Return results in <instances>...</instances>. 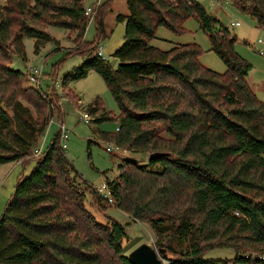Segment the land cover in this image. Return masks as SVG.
Masks as SVG:
<instances>
[{
    "label": "trees",
    "instance_id": "obj_1",
    "mask_svg": "<svg viewBox=\"0 0 264 264\" xmlns=\"http://www.w3.org/2000/svg\"><path fill=\"white\" fill-rule=\"evenodd\" d=\"M232 3L264 30V0ZM126 5L128 12L115 17L124 22L123 42L113 53L117 66L83 40L88 46L79 52L83 61L61 79L65 85L95 71L119 111L115 132L101 131V138L144 157L165 153L119 164L117 176L105 180L110 203L79 180L58 133L32 156L56 114L57 93L22 89L23 74L9 68L10 53L24 57L23 36L34 38L35 52L52 40L34 26L44 15L65 18L56 25L84 35V0L0 5V163L35 162L29 174L18 176L0 216V264H132L123 245L125 225L97 221L84 205L87 189L96 207L114 206L132 221L148 223L168 264L264 262V102L246 83L250 65L234 51L235 36L216 28L218 20L199 0H126ZM95 17V31L103 37L100 9ZM190 17L207 35L224 72L203 66L195 43L166 50L150 44L159 26L179 34ZM89 111L101 112L95 122L112 118L98 97ZM215 247L232 249L234 258L203 257Z\"/></svg>",
    "mask_w": 264,
    "mask_h": 264
},
{
    "label": "rangeland",
    "instance_id": "obj_2",
    "mask_svg": "<svg viewBox=\"0 0 264 264\" xmlns=\"http://www.w3.org/2000/svg\"><path fill=\"white\" fill-rule=\"evenodd\" d=\"M5 1L0 0V5ZM199 2L209 15L218 20L215 24L216 28L226 27L230 34L235 36L234 51L250 65L246 83L255 96L264 102V30L257 26L254 18L240 12L232 3V0H199ZM87 6L91 7L92 13L87 17L88 21L84 35L80 36L74 29L62 28L56 25L57 22L55 21L63 22L66 21L65 18L58 17L54 21L52 17L57 15H44L42 19L34 23V26L48 34L52 40L45 41L35 52L34 38L23 36L24 57L10 53L9 68L23 74L19 82L22 89L32 86L39 87L45 93H50L53 90L54 92L50 94H58L55 97L57 111L53 119H62L61 122L68 130L69 138L62 147L64 154L77 172L79 180L85 181V183L98 190L105 184L106 179L111 180L117 176V166L123 163L124 160L131 159L139 163L141 160L147 161L148 155L144 154V157L143 155L128 153L124 149L116 150L111 142L101 138V131L115 132L117 124L115 117H118L119 111L106 84L95 71L90 70L83 78L70 80L65 85L61 82L64 74L72 71L74 67L79 66L83 61V57L79 52L88 48L83 40L92 41L95 47L96 42H98L109 64L114 68L118 64L113 53L123 42L124 22H117L115 17L117 14L128 12L126 0H84V7ZM98 9H100L104 23L105 35L103 37L97 35L94 26ZM236 21L239 22V25H230L231 22ZM186 43H195L200 47L201 53L198 60L203 66L218 73L224 72L223 62L210 50L207 35L200 29L197 20L193 17L184 21L182 33L176 34L164 26H159L156 29L155 37L150 40L152 46L161 50H166L176 44ZM34 68L40 69L42 73L38 87L34 86L35 84L33 85L27 78L29 72ZM55 83H58L59 87H56ZM27 93L31 92L27 90ZM31 97H34L33 94ZM96 97L100 99L103 109L112 118L98 122L79 120L83 112L90 113L93 119L96 115H100L101 112L92 114L89 111L90 104ZM23 104L27 103L23 100ZM57 132L58 127L55 123H52L45 132L43 131L45 136L42 145L43 151L46 150ZM108 143L112 146L111 151L106 150ZM41 144L42 139L39 137L37 146L39 147ZM34 163V159L29 160L24 165L20 162L0 163V216L13 192L18 176L29 174ZM101 194H106V190H103ZM84 205L99 222L105 223L107 219L111 218L125 225L127 237L123 241V245L126 247V251H130L140 243H147L158 249L154 245L155 236L148 223L132 221L120 209L109 206L112 204H107L109 207L105 208L96 207L88 189L85 191ZM234 256V251L228 247L211 248L203 254L204 258L215 259H233ZM159 257L162 264H168L160 255ZM243 264H264V262Z\"/></svg>",
    "mask_w": 264,
    "mask_h": 264
},
{
    "label": "built area",
    "instance_id": "obj_3",
    "mask_svg": "<svg viewBox=\"0 0 264 264\" xmlns=\"http://www.w3.org/2000/svg\"><path fill=\"white\" fill-rule=\"evenodd\" d=\"M217 1V0H216ZM218 3H221V2H218ZM92 13V9L90 6H87L84 8V15L86 17H89V15ZM231 26H237L239 25V22L236 21V22H231L230 23ZM259 42H261L259 40ZM96 54L101 58V59H106V57L104 56L103 52H102V47L98 44V42L96 43ZM41 70L40 69H37V68H34L32 69L29 74H28V80L31 81L33 83L34 86H39V81L41 80ZM55 86L56 87H59L58 83H55ZM60 96V95H59ZM79 120H83L84 122H90L93 120L92 118V115L88 112H83L81 113L80 117H79ZM52 123H55L56 126L58 127V138H59V142H60V145L61 147H63V144H65V142L68 140L69 138V135H68V130L66 129L65 125L63 122L61 121H57L53 118H50L48 120V123H47V126L45 128V130L48 129V127L52 124ZM44 130V132H45ZM40 139H42V144L38 147L37 145L33 148L32 150V156L34 157H37L41 154V151H42V145H43V141L45 139V136H44V133L40 136ZM113 145V144H112ZM114 149L116 150H120L119 147L113 145ZM106 150L107 151H111L112 150V146L108 143L107 146H106ZM103 190H106V194H101V192ZM97 192L99 193V195L103 196L104 198H106V200L110 203L112 201L110 195H109V192H108V189H107V186H106V183L103 184L98 190Z\"/></svg>",
    "mask_w": 264,
    "mask_h": 264
},
{
    "label": "water",
    "instance_id": "obj_4",
    "mask_svg": "<svg viewBox=\"0 0 264 264\" xmlns=\"http://www.w3.org/2000/svg\"><path fill=\"white\" fill-rule=\"evenodd\" d=\"M165 155V153L154 152L148 158L156 159ZM163 249H155L150 244L140 243L130 250L127 257L132 264H162L159 255Z\"/></svg>",
    "mask_w": 264,
    "mask_h": 264
},
{
    "label": "crops",
    "instance_id": "obj_5",
    "mask_svg": "<svg viewBox=\"0 0 264 264\" xmlns=\"http://www.w3.org/2000/svg\"><path fill=\"white\" fill-rule=\"evenodd\" d=\"M17 162H19V161H13V162H7V163H17Z\"/></svg>",
    "mask_w": 264,
    "mask_h": 264
}]
</instances>
